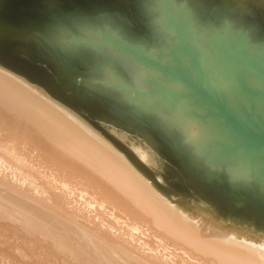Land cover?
I'll list each match as a JSON object with an SVG mask.
<instances>
[{"label":"bare ground","instance_id":"1","mask_svg":"<svg viewBox=\"0 0 264 264\" xmlns=\"http://www.w3.org/2000/svg\"><path fill=\"white\" fill-rule=\"evenodd\" d=\"M157 10L171 36L163 52L128 48L108 30L87 33L88 42L126 65L138 86L112 74L108 83L172 117L211 160L264 181V148L242 147L225 119L203 101L174 96L191 90L146 64L197 83L199 71L210 94L260 133L264 77L250 66L264 74V51L227 28L199 39L174 0H158ZM140 156L149 163L150 155ZM198 215L163 196L74 113L0 67V264H264V237Z\"/></svg>","mask_w":264,"mask_h":264},{"label":"water","instance_id":"2","mask_svg":"<svg viewBox=\"0 0 264 264\" xmlns=\"http://www.w3.org/2000/svg\"><path fill=\"white\" fill-rule=\"evenodd\" d=\"M174 1L185 9L194 30L202 36L227 28L244 35L252 50L264 51V0ZM157 3L158 0H0V67L45 93L98 136L106 138L163 196L170 200L172 196L180 201L193 199L206 205L201 213L227 228L264 237L263 180L250 172H236L231 162L211 160L193 135L172 117L129 100L108 80L89 78L90 71L84 65L88 60L80 56L83 51L110 62L118 60L88 42L87 33L111 31L128 48H141L146 55L169 47L171 36L161 27ZM200 21L211 26L204 30ZM175 34L182 50L194 61L185 46L183 32ZM146 64L159 68L191 90L189 94L174 96L203 101L213 115L225 119L241 136L242 147L264 148V132L251 131L213 97L199 71L197 83L174 75L171 69L155 62ZM250 67L264 77L259 68ZM110 74L118 75L112 70ZM118 76L130 84L122 75ZM94 120L119 124L145 136L155 155L149 154V159L157 161L161 181L171 190ZM172 200L183 206L179 200Z\"/></svg>","mask_w":264,"mask_h":264},{"label":"rangeland","instance_id":"3","mask_svg":"<svg viewBox=\"0 0 264 264\" xmlns=\"http://www.w3.org/2000/svg\"><path fill=\"white\" fill-rule=\"evenodd\" d=\"M177 10V9H176ZM200 28L204 29L207 26H211V24L200 21ZM201 29V30H202ZM205 30V29H204ZM199 39H204L206 36H204L203 38L201 37V34H198ZM150 44V43H148ZM152 45V44H151ZM102 50H104L105 52H108L109 49L107 48H103ZM80 56L82 58H84L85 60H88L86 63H84L85 67L90 71V76L89 78L91 79H103L105 81L108 80V78H110V70L114 71L116 74L118 75H122L125 79L131 81L130 83L135 85L136 87L138 86V82L134 79V76L129 74V71L126 67V65H124L123 63H121L119 60L116 61L115 59H111L110 61L105 60L104 58L92 54L90 51H83L82 53H80ZM94 61L95 63H91V61ZM126 62V61H125ZM129 64V63H128ZM112 80V79H111ZM96 121L100 128H103V130L105 131L106 134H108L109 136H111L115 141H117L119 144H121L122 146L128 148L130 151H132L137 158L141 159L140 154H147V156L152 155L155 156L153 154V145L148 142V140L146 139L145 136L139 134L138 132H136L135 130H129V129H125L123 126H119V124H109V123H105V122H98ZM86 124V123H85ZM87 128H89L94 134H96L89 126L88 124H86ZM97 137H99L103 142H105L107 145L111 146L112 149L115 150L116 153H118L121 157L123 155H121L120 151L115 147H113L109 141H107V139L104 137L102 138L101 136H98V134H96ZM120 152V153H119ZM156 153V152H154ZM124 157V156H123ZM153 158V157H152ZM156 158V157H155ZM126 159V158H125ZM149 159V157H148ZM159 159V157H158ZM127 160V159H126ZM149 163L145 162L142 160V162L145 164V166L148 168V170H150L151 172H153V176L156 180H158L161 184L165 185L166 188L168 190H171L168 185H166V183H164L163 181H161V178L159 176L161 169L158 168L157 166V161L155 160H151L149 159ZM128 162V160H127ZM158 164H160L158 162ZM160 166V165H159ZM171 181V185H172ZM172 199L175 200H179L178 198H174L172 196ZM183 206L179 205L183 210L188 211V212H193L195 215L197 214L198 217H200L198 215V213H200L202 211L201 208L205 209L206 205L200 203V202H196L195 200L193 201V199H183L180 201ZM141 243L136 242V245H140Z\"/></svg>","mask_w":264,"mask_h":264}]
</instances>
